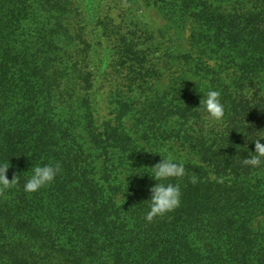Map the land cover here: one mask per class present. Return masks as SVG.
<instances>
[{"label":"trees","instance_id":"trees-1","mask_svg":"<svg viewBox=\"0 0 264 264\" xmlns=\"http://www.w3.org/2000/svg\"><path fill=\"white\" fill-rule=\"evenodd\" d=\"M243 1L254 9L195 0L175 11L194 26L187 54L117 27L107 119L71 52L68 0H0V163L20 176L0 191V264H264V165L242 164L264 136V0ZM209 88L225 115L205 127ZM160 155L186 174L172 181L180 206L149 222ZM48 163L61 165L55 181L25 192Z\"/></svg>","mask_w":264,"mask_h":264},{"label":"rangeland","instance_id":"rangeland-1","mask_svg":"<svg viewBox=\"0 0 264 264\" xmlns=\"http://www.w3.org/2000/svg\"><path fill=\"white\" fill-rule=\"evenodd\" d=\"M193 1L195 0H68L66 25L69 26L75 43L71 52L82 60V69L94 76L93 102L101 118H111L112 102L108 99V93L112 86L120 85L118 77L111 72L113 69L108 67L118 51V28L121 35L127 38L132 33L140 42L152 41L157 51L174 55L187 54V42L194 26L190 20L174 16V12L182 10ZM202 1L222 5L232 12L236 6L244 10H253L255 6L247 1H243L247 5H241L240 0ZM106 18L110 29L104 31L100 22ZM112 76L113 81L107 82ZM133 124L134 122H130V126ZM73 152L76 153L75 148ZM55 210L60 212L57 208ZM259 223L264 229V217L259 219Z\"/></svg>","mask_w":264,"mask_h":264},{"label":"clouds","instance_id":"clouds-1","mask_svg":"<svg viewBox=\"0 0 264 264\" xmlns=\"http://www.w3.org/2000/svg\"><path fill=\"white\" fill-rule=\"evenodd\" d=\"M206 114L204 117L205 127H212L223 120L225 115L224 105L221 100V92L208 89L200 103V107ZM264 136L254 140L255 151H249V154L243 159L242 164L245 167L259 168L264 165V144L261 141ZM161 156V155H160ZM161 161L154 167H150L149 176L156 183L150 188L149 210L146 212L145 219L149 222L154 218L164 216L180 206L181 189L178 183L173 180L183 178L186 174L185 163L172 156H161ZM9 166L7 163H0V191L7 190L15 186L20 176H14L10 181L8 179ZM61 172L59 163H48L35 165L29 171L25 183L24 191L27 193H36L47 187L55 181ZM196 182V178H192Z\"/></svg>","mask_w":264,"mask_h":264}]
</instances>
